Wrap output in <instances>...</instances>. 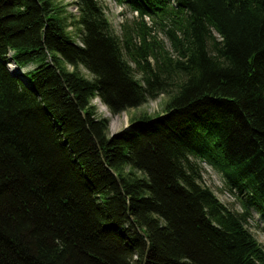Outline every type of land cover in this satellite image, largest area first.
<instances>
[{
    "label": "trees",
    "instance_id": "1",
    "mask_svg": "<svg viewBox=\"0 0 264 264\" xmlns=\"http://www.w3.org/2000/svg\"><path fill=\"white\" fill-rule=\"evenodd\" d=\"M116 1L0 0V264H264V0Z\"/></svg>",
    "mask_w": 264,
    "mask_h": 264
},
{
    "label": "rangeland",
    "instance_id": "2",
    "mask_svg": "<svg viewBox=\"0 0 264 264\" xmlns=\"http://www.w3.org/2000/svg\"><path fill=\"white\" fill-rule=\"evenodd\" d=\"M57 1L65 5V8L68 11L72 12L73 14H77V7L75 4H73L74 0ZM98 2L103 6L104 12L108 17L112 28L117 34L122 32L124 25H132L133 21H135L134 19L137 17L136 13L131 11L127 5L121 4L116 0H98ZM145 20L147 25L152 27V34L156 35L157 39L163 41L165 47H169V42L166 39L164 32L160 29L159 25H154L155 23L150 18H145ZM7 67L14 73H21L24 71L23 69L17 70V67L11 63L7 64ZM83 72L86 73L85 70H83ZM167 99V95L160 94L158 97L154 99H148L145 103L135 108H129L117 114H112L97 97L93 98L91 103L96 108L97 116L106 117L109 119V133L113 134L119 132L123 128H127L134 119L138 118V116L142 115L143 113L150 116L161 113ZM202 180L205 185L209 186L213 190V192L222 202L226 203L227 205L231 203L233 204L232 207L234 209H240V205L236 197L232 198L230 195H228L226 189L223 187V181L220 175L205 163H202ZM229 207H231V205H229ZM249 221V229L253 232L257 240L264 244L263 218L258 212L253 211V217Z\"/></svg>",
    "mask_w": 264,
    "mask_h": 264
},
{
    "label": "bare ground",
    "instance_id": "3",
    "mask_svg": "<svg viewBox=\"0 0 264 264\" xmlns=\"http://www.w3.org/2000/svg\"><path fill=\"white\" fill-rule=\"evenodd\" d=\"M9 57V56H8ZM13 64V63H12Z\"/></svg>",
    "mask_w": 264,
    "mask_h": 264
}]
</instances>
